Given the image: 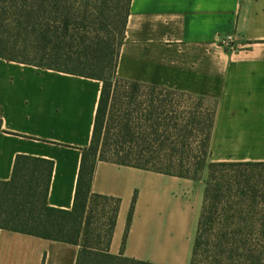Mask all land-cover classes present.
I'll return each mask as SVG.
<instances>
[{"label":"crops","instance_id":"1","mask_svg":"<svg viewBox=\"0 0 264 264\" xmlns=\"http://www.w3.org/2000/svg\"><path fill=\"white\" fill-rule=\"evenodd\" d=\"M227 35L233 41L222 45ZM118 73L212 98L209 161H264V0H131ZM101 86L96 78L0 57V180L10 179L18 154L51 159L48 204L71 209ZM205 186L204 175L97 159L91 191L120 199L109 251L190 264ZM78 250L0 228V264H75Z\"/></svg>","mask_w":264,"mask_h":264},{"label":"trees","instance_id":"2","mask_svg":"<svg viewBox=\"0 0 264 264\" xmlns=\"http://www.w3.org/2000/svg\"><path fill=\"white\" fill-rule=\"evenodd\" d=\"M130 3L131 0H0V57L102 81L92 137L82 152L71 209L48 204L51 159L18 154L10 179L0 180V228L76 244L79 250L75 264H160L125 256L122 251H109L120 199L91 191L97 159L199 178L197 171L209 156L215 102L206 106V96L118 74ZM194 97H198L196 103L190 101ZM205 114L195 159L175 146L185 145L191 134L189 128ZM113 126L125 144L122 147L110 140L109 127ZM207 164L209 173L190 264H201L198 256L205 251L202 238L213 220V205L221 196L220 203L225 202L223 209H227L213 234L212 259L203 264H264V193L259 198L257 184L251 183L249 177L244 181L238 177L243 175L239 168L250 170L264 165V161ZM232 191L234 203L229 202ZM91 197L113 203L104 212L103 234H95L88 226L93 210L89 206ZM135 200L136 195L128 211L125 236Z\"/></svg>","mask_w":264,"mask_h":264},{"label":"rangeland","instance_id":"3","mask_svg":"<svg viewBox=\"0 0 264 264\" xmlns=\"http://www.w3.org/2000/svg\"><path fill=\"white\" fill-rule=\"evenodd\" d=\"M117 72H118V68H117ZM119 74V73H118ZM198 97H194L193 99H190V101L192 103H196ZM206 106H210L213 105L214 100L212 98L208 97V100H205ZM206 120V114H205V118L203 119H198V123L197 121H195L196 123L194 124L195 126L192 128L190 127L189 130H191V134L189 135V137L187 138V140H185V145L181 146H175V148L181 149L182 152L188 153L189 156L191 157H195V159L198 156V146L200 143V138L202 137V131H203V125L204 122ZM112 127V126H111ZM110 128V136H111V141H115L112 142L113 144L115 143V145L122 147L125 144L121 143V138L117 137L118 134V130L114 128ZM161 130V129H160ZM155 147V149H158L159 145H155L153 146ZM154 154V153H153ZM186 156V155H185ZM210 157L208 156L207 162L204 164V166L197 171L198 175L201 176H205V182L207 181L208 178V173H209V169H208V162H209ZM241 170V172L243 173V175L238 176L239 179L242 181L245 180V178L249 177L251 178V183H255L257 184V195L259 196V198L261 196H263L264 193V165H255L254 167H252L250 170L248 169H244V168H239V171ZM259 184V185H258ZM233 194V196L230 198V203H234V201L236 200L234 197V191L231 192ZM223 199V196H221L220 200L217 199V201H215V205L214 208H212L213 210V220L210 222V225L208 224L207 226V232L205 233V235L202 238V250H205L203 252V255H199L198 256V260L201 264L204 263L205 260H210V258L212 259V257L210 256L212 253V247H213V243L215 240H213V234L215 233L217 227H218V222L221 218L222 213L227 209H223V205L225 204V202L220 203V201ZM91 205V206H90ZM89 206L93 209L90 212V219H89V223L88 226L90 228V230H92L93 232H95V234L99 233V234H103L104 230L106 229V214L104 212L108 211L112 206L113 203L109 202V201H104L100 198H90L89 199ZM93 206V207H92ZM263 206V205H262ZM262 206H259L258 208H262ZM89 207V208H90ZM264 208V206H263ZM104 213V214H103ZM105 237L102 238V241H104Z\"/></svg>","mask_w":264,"mask_h":264},{"label":"built area","instance_id":"4","mask_svg":"<svg viewBox=\"0 0 264 264\" xmlns=\"http://www.w3.org/2000/svg\"><path fill=\"white\" fill-rule=\"evenodd\" d=\"M233 41V38L231 35H227L225 37H223L221 40H220V43L222 45H230V43Z\"/></svg>","mask_w":264,"mask_h":264}]
</instances>
